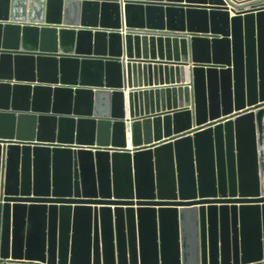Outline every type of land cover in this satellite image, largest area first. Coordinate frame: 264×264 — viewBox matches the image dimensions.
<instances>
[{
    "label": "water",
    "instance_id": "1",
    "mask_svg": "<svg viewBox=\"0 0 264 264\" xmlns=\"http://www.w3.org/2000/svg\"><path fill=\"white\" fill-rule=\"evenodd\" d=\"M263 260L264 0H0V264Z\"/></svg>",
    "mask_w": 264,
    "mask_h": 264
},
{
    "label": "built area",
    "instance_id": "2",
    "mask_svg": "<svg viewBox=\"0 0 264 264\" xmlns=\"http://www.w3.org/2000/svg\"><path fill=\"white\" fill-rule=\"evenodd\" d=\"M246 2H239V1H237V4L238 5H242V4H245ZM256 264H264V260L263 261H261V262H259V263H256Z\"/></svg>",
    "mask_w": 264,
    "mask_h": 264
}]
</instances>
